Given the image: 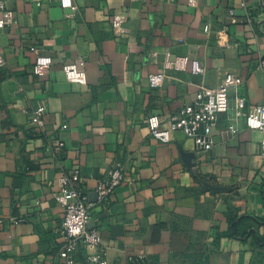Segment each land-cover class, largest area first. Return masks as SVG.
I'll list each match as a JSON object with an SVG mask.
<instances>
[{
  "label": "crops",
  "instance_id": "crops-1",
  "mask_svg": "<svg viewBox=\"0 0 264 264\" xmlns=\"http://www.w3.org/2000/svg\"><path fill=\"white\" fill-rule=\"evenodd\" d=\"M5 2L15 24L0 30V264L55 260L63 241L57 178L77 170L92 200L116 163L123 182L92 210L100 242L87 253L106 264H264V244L231 237L227 220L264 219L260 133L242 127L222 140L215 131L204 152L181 132L159 142L146 125L156 115L165 127L227 74L241 79L230 94L248 109L264 104V0H73L74 11L60 0ZM114 15L128 33H113ZM165 52L198 60L204 72H173L150 88ZM37 55L51 59L47 77L33 74ZM77 59L84 85L62 72ZM38 107L40 129L30 123ZM247 225L264 237V226ZM84 254L73 264H86Z\"/></svg>",
  "mask_w": 264,
  "mask_h": 264
},
{
  "label": "built area",
  "instance_id": "built-area-1",
  "mask_svg": "<svg viewBox=\"0 0 264 264\" xmlns=\"http://www.w3.org/2000/svg\"><path fill=\"white\" fill-rule=\"evenodd\" d=\"M60 6L65 10H75L73 0H60ZM124 18L114 15L111 19V28L114 34L128 33L124 27ZM15 24L12 12L7 8L5 0H0V30ZM205 32L209 27L205 26ZM0 65L2 60L0 58ZM52 62L49 57L37 55L33 63V74L37 77H47L50 73ZM264 68V59L261 62ZM193 75L204 72L198 60L186 56H171L165 52L161 63V71L148 76L150 88H159L170 78L173 72H186ZM65 80L74 84H86L85 61L77 59L71 64L62 66ZM241 79L232 74H227L215 88L199 89L195 100L181 108L178 113L162 126L160 118L149 115L146 125L150 135L162 143L170 141L171 134L181 132L186 138L193 141L196 149L207 152L215 145L214 132L217 131L222 140L237 136L242 127L247 130L257 131L261 135L260 160L264 165V104H258L251 109L247 108L245 98L230 91L237 90ZM236 92V91H235ZM45 113L44 107L32 111L30 123L40 129L41 118ZM221 122L224 123L220 127ZM62 143L57 141V147ZM123 168L120 163L114 164L107 170L103 179L98 181L94 189L92 200L80 183L79 172L72 170L63 173L57 178L56 191L53 198L63 210V219L60 232L63 241L59 247L56 259L49 264H73L79 250H85L86 264H106L99 253L89 254L87 248L97 247L100 242V232L97 228H89L92 220V210L97 206H104L111 195L123 182ZM129 264H148L143 258H130Z\"/></svg>",
  "mask_w": 264,
  "mask_h": 264
},
{
  "label": "trees",
  "instance_id": "trees-1",
  "mask_svg": "<svg viewBox=\"0 0 264 264\" xmlns=\"http://www.w3.org/2000/svg\"><path fill=\"white\" fill-rule=\"evenodd\" d=\"M227 220L229 222L228 235L231 237L244 240L247 236L252 235L258 244H264V237L259 236L250 225L246 226V223H255L259 227L264 226V219L248 215L228 214Z\"/></svg>",
  "mask_w": 264,
  "mask_h": 264
},
{
  "label": "water",
  "instance_id": "water-1",
  "mask_svg": "<svg viewBox=\"0 0 264 264\" xmlns=\"http://www.w3.org/2000/svg\"><path fill=\"white\" fill-rule=\"evenodd\" d=\"M214 191H216V192H222L223 190H222V188H212Z\"/></svg>",
  "mask_w": 264,
  "mask_h": 264
}]
</instances>
